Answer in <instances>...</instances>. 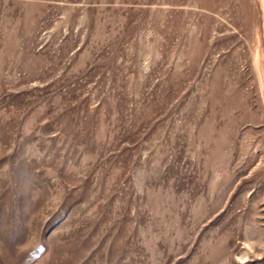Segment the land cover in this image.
<instances>
[{"label": "rangeland", "instance_id": "obj_1", "mask_svg": "<svg viewBox=\"0 0 264 264\" xmlns=\"http://www.w3.org/2000/svg\"><path fill=\"white\" fill-rule=\"evenodd\" d=\"M0 264H264V0H0Z\"/></svg>", "mask_w": 264, "mask_h": 264}]
</instances>
